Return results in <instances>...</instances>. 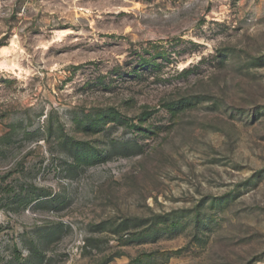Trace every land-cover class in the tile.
<instances>
[{
    "label": "rangeland",
    "instance_id": "374dc122",
    "mask_svg": "<svg viewBox=\"0 0 264 264\" xmlns=\"http://www.w3.org/2000/svg\"><path fill=\"white\" fill-rule=\"evenodd\" d=\"M0 264H264V0H0Z\"/></svg>",
    "mask_w": 264,
    "mask_h": 264
},
{
    "label": "trees",
    "instance_id": "16d2710c",
    "mask_svg": "<svg viewBox=\"0 0 264 264\" xmlns=\"http://www.w3.org/2000/svg\"><path fill=\"white\" fill-rule=\"evenodd\" d=\"M126 226H129V221L122 223V225L120 226V228H121L120 231L126 230ZM118 228L115 229V232H118L119 231Z\"/></svg>",
    "mask_w": 264,
    "mask_h": 264
}]
</instances>
